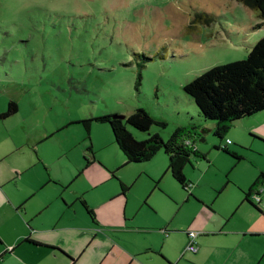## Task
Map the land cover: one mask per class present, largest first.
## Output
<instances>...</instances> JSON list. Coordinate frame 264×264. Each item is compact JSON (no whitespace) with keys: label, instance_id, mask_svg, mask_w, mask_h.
I'll return each instance as SVG.
<instances>
[{"label":"rangeland","instance_id":"obj_1","mask_svg":"<svg viewBox=\"0 0 264 264\" xmlns=\"http://www.w3.org/2000/svg\"><path fill=\"white\" fill-rule=\"evenodd\" d=\"M261 22L256 11L236 0H0V114L9 101L18 104L16 114L0 119V154L30 150L28 142L50 133L37 146L50 178L72 198L85 193L97 222L128 218L149 228L154 242L160 229L186 231L200 209L193 197L218 213H233L241 191L264 172V144L248 139L257 122L236 126L220 141L206 125L213 121L203 119L184 86L214 66L245 59L264 36V24L257 28ZM139 107L167 122L165 129H152L164 140L179 125H199L203 136L196 147L209 162L192 157L193 166L185 169L192 183L188 190L172 179L162 153L152 163L154 178L144 164L121 168L118 178L130 190L113 202L120 184L111 178V167L121 155L111 144V129L93 126L97 162L85 168L84 158L91 155L80 121L111 111L127 116ZM228 139L241 160L216 149ZM37 172L29 174L36 178ZM97 182L96 189L89 188ZM257 189L260 193L264 185ZM53 193V187L46 192ZM251 199L258 204L254 195ZM261 202L264 208V194ZM251 215L242 206L232 225L244 228L256 219ZM172 236L184 252L183 235Z\"/></svg>","mask_w":264,"mask_h":264},{"label":"crops","instance_id":"obj_2","mask_svg":"<svg viewBox=\"0 0 264 264\" xmlns=\"http://www.w3.org/2000/svg\"><path fill=\"white\" fill-rule=\"evenodd\" d=\"M256 122L248 139L264 144V110L237 121L233 128ZM49 134L39 136L33 143L28 142L30 150L17 147V151H4L0 154V264H264V208L258 205L257 209L245 200V193L250 187L241 191L243 198L240 206L228 214L220 210L218 213L206 201L193 197L200 209L196 211L194 221L186 231L160 229L157 234L160 239L154 242L149 238V228L134 225L128 218L123 221L117 216L114 222H97L96 207L89 203L85 193L80 195L78 192L72 198L60 181H53L52 176L50 178L45 161L37 153L38 144ZM86 140V152L91 155V159L84 158L85 168L97 162L92 139ZM233 143L231 141L226 145ZM111 144L117 147L113 138ZM117 149L121 155L120 163L111 167V178L119 184L121 180L117 173L130 165L144 164L143 170L152 178L156 177L152 163L156 157L165 155L159 152L148 162L125 165V157ZM14 155V159L10 160ZM34 169L39 171L36 178L29 174ZM153 182L156 186L159 183ZM230 183L228 180L227 184ZM97 184L93 183L89 188L94 186L96 189ZM263 185L264 182L259 186ZM51 187L54 193L46 194ZM121 190L120 186V192L111 199L113 202L125 196ZM257 191L256 188L254 193ZM259 194L262 201L264 190ZM81 199L93 209L95 220L87 214ZM242 206L256 219L238 229L232 225V219ZM189 230L200 232L196 240L197 252L187 248L183 252V246L172 244V235L176 233L183 235L184 244H189Z\"/></svg>","mask_w":264,"mask_h":264},{"label":"trees","instance_id":"obj_3","mask_svg":"<svg viewBox=\"0 0 264 264\" xmlns=\"http://www.w3.org/2000/svg\"><path fill=\"white\" fill-rule=\"evenodd\" d=\"M257 12L262 20L257 25L264 24V0H236ZM197 20L202 17L197 15ZM140 80V78H139ZM184 90L195 102L199 114L205 120L213 121L210 131L221 141L235 123L244 118L255 115L264 110V36L250 49L247 57L242 60L214 66L195 77L184 86ZM18 111V104L9 101L7 109L0 114V119H6ZM116 111L105 112L99 116L84 118L80 121L87 138L91 141V131L94 124H106L110 127L114 143L125 157V165L140 164L153 159L159 152L168 157V170L172 177L184 190H188L191 183L187 180L185 169L193 166L192 157H201L209 162L207 155L202 154L196 147V142L203 136L200 126L192 123L179 125L168 140L156 131L154 127L162 130L167 122L150 115L144 108L134 109L125 119L117 116ZM208 130V129H205ZM136 134L148 135L146 139L137 138ZM216 149L224 151L237 161L242 158L229 147L218 145ZM89 161H87L88 163ZM116 177L115 173H113ZM264 182V172H261L249 191L245 193V200L255 208L258 204L250 201L256 188ZM123 195H127L130 187L120 181ZM87 214L95 220V212L84 199L80 200ZM29 240V239H27Z\"/></svg>","mask_w":264,"mask_h":264},{"label":"built area","instance_id":"obj_4","mask_svg":"<svg viewBox=\"0 0 264 264\" xmlns=\"http://www.w3.org/2000/svg\"><path fill=\"white\" fill-rule=\"evenodd\" d=\"M231 143V140L227 141V145ZM257 202L260 204L261 203V197L259 193H254L253 194ZM252 195V197H253ZM187 235L189 237V244L187 246V250L191 252H197L198 246H197V237L200 235V232L194 231V230H189L187 232Z\"/></svg>","mask_w":264,"mask_h":264},{"label":"water","instance_id":"obj_5","mask_svg":"<svg viewBox=\"0 0 264 264\" xmlns=\"http://www.w3.org/2000/svg\"><path fill=\"white\" fill-rule=\"evenodd\" d=\"M117 117L120 118V119H125V116L124 115H119Z\"/></svg>","mask_w":264,"mask_h":264},{"label":"flooded vegetation","instance_id":"obj_6","mask_svg":"<svg viewBox=\"0 0 264 264\" xmlns=\"http://www.w3.org/2000/svg\"><path fill=\"white\" fill-rule=\"evenodd\" d=\"M254 194V193H253Z\"/></svg>","mask_w":264,"mask_h":264}]
</instances>
